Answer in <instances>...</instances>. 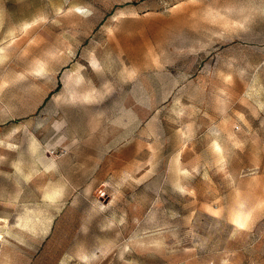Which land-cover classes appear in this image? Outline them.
<instances>
[{
  "label": "rangeland",
  "instance_id": "374dc122",
  "mask_svg": "<svg viewBox=\"0 0 264 264\" xmlns=\"http://www.w3.org/2000/svg\"><path fill=\"white\" fill-rule=\"evenodd\" d=\"M0 219V264H264V0H0Z\"/></svg>",
  "mask_w": 264,
  "mask_h": 264
},
{
  "label": "bare ground",
  "instance_id": "6f19581e",
  "mask_svg": "<svg viewBox=\"0 0 264 264\" xmlns=\"http://www.w3.org/2000/svg\"><path fill=\"white\" fill-rule=\"evenodd\" d=\"M217 149H220L219 146H217ZM0 221H2V219H0ZM3 221H4V220H3ZM237 224H238V225H242L241 220H238V221H237ZM0 240H1V235H0Z\"/></svg>",
  "mask_w": 264,
  "mask_h": 264
}]
</instances>
